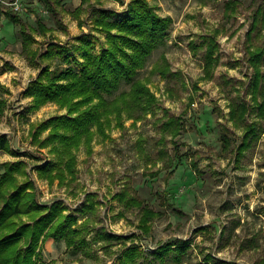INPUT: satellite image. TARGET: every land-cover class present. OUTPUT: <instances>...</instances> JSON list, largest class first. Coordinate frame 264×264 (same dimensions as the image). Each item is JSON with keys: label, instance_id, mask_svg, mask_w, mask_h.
<instances>
[{"label": "rangeland", "instance_id": "1", "mask_svg": "<svg viewBox=\"0 0 264 264\" xmlns=\"http://www.w3.org/2000/svg\"><path fill=\"white\" fill-rule=\"evenodd\" d=\"M129 1L89 0L77 15L82 0H50L51 9L43 0H20L18 11L11 8L10 0H0V82L8 88L0 89L6 99L0 132L19 152L0 150V173L3 161L24 159L29 175L21 179L35 183L38 201L46 206L59 201L64 213L73 212L78 225L86 227L90 241L86 254L68 247L64 239L49 237L38 248L36 259L45 264H113L129 245L140 246L152 258L158 246L188 239L193 247L183 264H197L207 254L229 264H264V118L253 111L247 114V123L255 122L259 135L238 158L244 129L229 114L231 102L252 103L248 48L264 45V24L248 32L264 0H239L230 18L224 12L227 0H148L161 15L173 18L164 41L135 77L149 83L158 97L156 104L136 122L126 114L123 126L114 125V120L110 137L97 135L91 154L81 146L75 180L60 183L56 178L50 183L38 176L35 165L54 155L48 146L32 143L30 124L65 109L55 102L31 109L25 90L45 64L68 63L63 57L47 61L30 57L22 45L20 25L3 12L12 10L29 24L37 40L33 49L71 44L86 32L97 40L98 50L97 38L103 40L104 34L93 26V7L120 11ZM38 18L49 28L46 33L38 30ZM208 35L217 36L218 63L212 77L203 78V43ZM163 53L171 69L167 77L152 72ZM71 64L80 67L73 58ZM130 85L122 81L117 91L105 96L112 99ZM171 116H179L183 124L175 139L162 128ZM225 136L230 140L227 147ZM126 190L158 212L150 232L139 227L141 208H127L114 197ZM91 198L96 209L81 213ZM100 228L127 238L101 239Z\"/></svg>", "mask_w": 264, "mask_h": 264}, {"label": "trees", "instance_id": "2", "mask_svg": "<svg viewBox=\"0 0 264 264\" xmlns=\"http://www.w3.org/2000/svg\"><path fill=\"white\" fill-rule=\"evenodd\" d=\"M49 7L50 0H43ZM89 0H82L75 9L80 15L83 5ZM239 0H227L225 15H234ZM12 22L20 25L22 45L30 57L50 60L63 57L66 66L52 67L49 63L42 66L25 90L31 98V109L40 108L47 102H55L65 111L51 115L39 122L30 124V137L39 147H49L54 158L45 164H37L39 177L47 178L50 183L59 178L60 183L73 181L77 174V153L85 146L88 154L93 152V140L97 135L109 138V129L114 125L123 126L125 114L133 121L141 119L143 113L150 111L158 97L149 83L135 78L140 68L146 64L148 56L164 41L167 30L173 22L170 15H161L148 0H130L120 11L112 8L93 7V26L104 34L96 50V41L86 32L74 37L71 44L49 43L46 50L32 48L37 42L36 36L29 31V24L12 10L3 12ZM264 24V8H259L251 24L250 34ZM38 30L46 33L49 28L37 19ZM97 37V36H96ZM203 78H211L218 63L219 42L216 35H208L204 40ZM78 62L79 68L71 64V59ZM160 61L152 67L167 77L171 74L167 56L161 54ZM248 62L252 68L250 77V94L252 103L235 101L230 103V118L236 126L243 127L242 143L238 146L239 158L252 145L259 134L256 123H247L249 112H257L264 118V45L248 48ZM122 81L130 83L128 90L119 92L112 99L105 94L117 91ZM5 87L0 82V89ZM6 99L0 95V113H3ZM183 124L180 117L171 116L163 122L164 132H170L175 139L181 132ZM46 134L43 136V132ZM229 138L224 137V146L229 145ZM176 143V148L179 150ZM0 150H12L6 133L0 132ZM164 153V152H163ZM179 152L177 156L181 157ZM0 173V264H45L36 259L40 255L39 247L51 237L58 241L64 239L70 248L80 249L90 254L87 247L86 227L78 225V217L73 212L64 213L59 201L50 206L37 199L35 183L28 176L24 159L3 161ZM193 167H197L195 163ZM197 169V168H196ZM115 198L127 208L142 209L140 224L142 232L151 231V220L158 214L145 204L131 190L115 194ZM79 210H95L93 198ZM180 211V210H179ZM83 213V214H84ZM85 224V223H84ZM89 230H87L88 232ZM101 239H125L127 236L107 233L100 228ZM188 239L169 242L157 247L152 258L138 245L127 246L113 264H183L188 252L192 249ZM197 264H229L225 260L215 259L207 254Z\"/></svg>", "mask_w": 264, "mask_h": 264}, {"label": "built area", "instance_id": "3", "mask_svg": "<svg viewBox=\"0 0 264 264\" xmlns=\"http://www.w3.org/2000/svg\"><path fill=\"white\" fill-rule=\"evenodd\" d=\"M12 6L11 8L12 9H15V10H22V6L20 4V0H10L9 2Z\"/></svg>", "mask_w": 264, "mask_h": 264}]
</instances>
